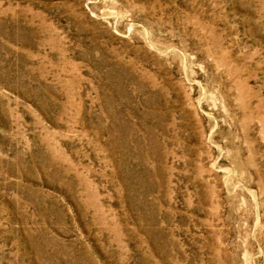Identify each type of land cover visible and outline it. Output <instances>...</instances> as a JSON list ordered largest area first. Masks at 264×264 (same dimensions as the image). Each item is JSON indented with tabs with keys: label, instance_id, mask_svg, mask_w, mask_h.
<instances>
[{
	"label": "rangeland",
	"instance_id": "1",
	"mask_svg": "<svg viewBox=\"0 0 264 264\" xmlns=\"http://www.w3.org/2000/svg\"><path fill=\"white\" fill-rule=\"evenodd\" d=\"M0 264H264V0H0Z\"/></svg>",
	"mask_w": 264,
	"mask_h": 264
}]
</instances>
